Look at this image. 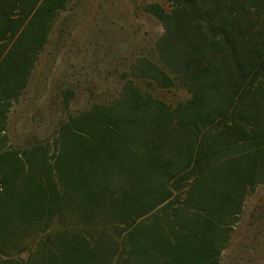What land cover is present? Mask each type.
<instances>
[{
	"label": "trees",
	"instance_id": "obj_1",
	"mask_svg": "<svg viewBox=\"0 0 264 264\" xmlns=\"http://www.w3.org/2000/svg\"><path fill=\"white\" fill-rule=\"evenodd\" d=\"M70 2L0 0V264H221L264 184V0L145 5L159 61L131 75L190 100L127 79L111 104L17 147L11 113Z\"/></svg>",
	"mask_w": 264,
	"mask_h": 264
},
{
	"label": "rangeland",
	"instance_id": "obj_2",
	"mask_svg": "<svg viewBox=\"0 0 264 264\" xmlns=\"http://www.w3.org/2000/svg\"><path fill=\"white\" fill-rule=\"evenodd\" d=\"M154 3L170 9L169 0H71L11 113L12 144L51 141L70 116L114 102L127 79L171 106L189 101L179 84L165 89L131 75L138 59L159 61L163 27L144 10ZM221 264H264V184L247 197Z\"/></svg>",
	"mask_w": 264,
	"mask_h": 264
}]
</instances>
